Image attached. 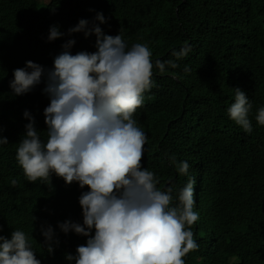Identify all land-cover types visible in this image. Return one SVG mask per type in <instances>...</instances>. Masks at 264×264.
Masks as SVG:
<instances>
[{"label": "clouds", "instance_id": "obj_1", "mask_svg": "<svg viewBox=\"0 0 264 264\" xmlns=\"http://www.w3.org/2000/svg\"><path fill=\"white\" fill-rule=\"evenodd\" d=\"M61 1L68 0H0V32L11 30L28 10L38 21L29 44L1 51L0 264H41L35 255L45 246L52 252V227L69 235L43 264H187L186 254L198 248L192 226L203 224L193 211L196 181L189 178L173 204V187H157L156 174L141 163L147 137L138 119L165 115L161 108L139 113L153 87L152 52L143 43L129 47L120 34L105 35L99 26L86 30L87 21L80 20L68 34H94L96 51L72 55L75 41L68 40L53 58L52 41L64 35L53 11ZM96 19L105 22L102 14ZM189 51L186 46L174 55L183 58ZM155 67L163 71L165 63L157 60ZM234 92L228 116L251 133L252 104L241 89ZM43 116L46 140L39 134ZM255 119L264 126V107ZM170 160L175 163V156ZM189 167L179 162L174 179ZM250 174L247 184L242 181L237 211L223 222L234 239L214 264L264 261V168ZM49 188L58 190L59 210H73L41 229L40 196ZM79 209L82 224L74 223ZM79 235L88 237L85 245ZM250 244L261 251L250 252Z\"/></svg>", "mask_w": 264, "mask_h": 264}, {"label": "trees", "instance_id": "obj_2", "mask_svg": "<svg viewBox=\"0 0 264 264\" xmlns=\"http://www.w3.org/2000/svg\"><path fill=\"white\" fill-rule=\"evenodd\" d=\"M53 11L58 13V29L64 34L52 41L53 58L64 51L62 45L68 40L75 41L69 49L72 55L96 51L94 34H68L80 20L87 21L86 30L99 26L105 35L120 34L129 47L143 43L150 48L153 87L144 94L139 113L161 108L165 115L137 120L147 137L142 168L156 174L157 187H173V204L189 178L195 179L193 211L203 224L197 230L193 224L198 248L184 260L187 264H214L212 259L234 239L224 231L223 222L243 200L242 181L264 168V126L255 119L264 107V0H68L59 2ZM32 12L28 10L26 16L19 13L13 28L0 32V58L3 48L29 44L28 40L37 36L34 26L38 21ZM98 13L105 18L104 23L96 19ZM186 46H190L187 56L177 58L174 53ZM157 60L165 63L163 71L155 67ZM186 67L190 70L185 71ZM45 87L46 75L39 83L40 89ZM234 88L245 92L252 104L251 133L228 116L235 101ZM39 124L40 137L46 140L44 116ZM173 155L175 163L170 160ZM181 161L190 167L187 175L178 174L175 180L174 170ZM166 183L169 185L163 186ZM59 201L55 188L41 194V229H47L56 216L73 210H59ZM78 214L74 223L82 224V209ZM52 229V252H56L66 243L69 232ZM79 236L78 241L85 245L88 237ZM247 248L261 251L251 244ZM42 249L35 255L41 264L52 253L47 246ZM261 256L264 258V251Z\"/></svg>", "mask_w": 264, "mask_h": 264}]
</instances>
